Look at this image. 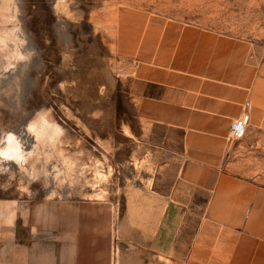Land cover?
Listing matches in <instances>:
<instances>
[{
  "label": "rangeland",
  "instance_id": "374dc122",
  "mask_svg": "<svg viewBox=\"0 0 264 264\" xmlns=\"http://www.w3.org/2000/svg\"><path fill=\"white\" fill-rule=\"evenodd\" d=\"M157 18L159 26L196 25L239 43V63L255 80L240 117L248 114L254 136L237 139L232 170L264 188V0H0V149L11 134L21 154L16 161L0 153V199L23 204L17 240L32 247L38 264H53V205L60 199L95 215L92 231L79 232L80 245L96 252L80 247L84 264H184L136 245L134 231L120 224L138 166L120 163L129 157L118 132L129 60L119 39ZM258 199L225 264H264L263 193ZM45 204L49 220L37 231L24 207Z\"/></svg>",
  "mask_w": 264,
  "mask_h": 264
},
{
  "label": "crops",
  "instance_id": "0c3cea01",
  "mask_svg": "<svg viewBox=\"0 0 264 264\" xmlns=\"http://www.w3.org/2000/svg\"><path fill=\"white\" fill-rule=\"evenodd\" d=\"M159 23L157 18L143 28L141 22L139 31L122 33L118 43L129 60L125 106L118 112L129 157L120 163L135 160L138 166L134 191L125 195L121 230L134 231L131 240L157 256L225 264L240 240L239 228L254 215L250 203L264 196V188L233 172L242 142L228 138L242 104L254 96L255 80L239 63V43H224L223 35L196 25ZM250 116L253 122L257 118ZM253 136L246 130L240 139ZM42 206L24 207L37 231L49 220L44 215L51 209ZM53 206V264H84L79 248L84 245L88 255L92 247L80 245L79 232H88L95 215L81 212L73 200ZM22 210V203L0 199V264L37 263L32 247L17 240V225L25 224Z\"/></svg>",
  "mask_w": 264,
  "mask_h": 264
},
{
  "label": "built area",
  "instance_id": "2783aa9c",
  "mask_svg": "<svg viewBox=\"0 0 264 264\" xmlns=\"http://www.w3.org/2000/svg\"><path fill=\"white\" fill-rule=\"evenodd\" d=\"M249 118L248 114L235 119L229 127L228 138L230 140H237L244 136Z\"/></svg>",
  "mask_w": 264,
  "mask_h": 264
},
{
  "label": "bare ground",
  "instance_id": "6f19581e",
  "mask_svg": "<svg viewBox=\"0 0 264 264\" xmlns=\"http://www.w3.org/2000/svg\"><path fill=\"white\" fill-rule=\"evenodd\" d=\"M7 144L6 146L1 150V154L8 159L13 160H19L21 158L20 149L16 142L14 141V138L11 134H9L6 138Z\"/></svg>",
  "mask_w": 264,
  "mask_h": 264
}]
</instances>
